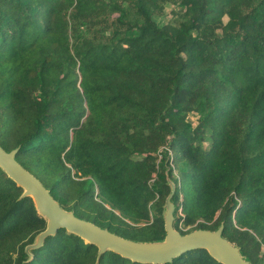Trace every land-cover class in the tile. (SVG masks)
Listing matches in <instances>:
<instances>
[{"label": "trees", "instance_id": "trees-1", "mask_svg": "<svg viewBox=\"0 0 264 264\" xmlns=\"http://www.w3.org/2000/svg\"><path fill=\"white\" fill-rule=\"evenodd\" d=\"M0 144L64 209L136 241L165 239L174 183L178 231L223 224L264 264V0H0ZM23 194L0 166V264H154L65 228L27 251L48 221Z\"/></svg>", "mask_w": 264, "mask_h": 264}, {"label": "water", "instance_id": "water-1", "mask_svg": "<svg viewBox=\"0 0 264 264\" xmlns=\"http://www.w3.org/2000/svg\"><path fill=\"white\" fill-rule=\"evenodd\" d=\"M18 150L16 148L7 151L0 144V166L24 189L23 196L33 198L39 213L48 221L46 230L38 235L34 244L27 247V251L41 247L48 236L65 228L69 233L77 234L86 242L97 245L99 258L110 250L133 261L164 264L172 262L190 250L204 248L222 264H252L243 256L238 246L224 237L223 224L217 230L196 229L187 234H182L174 227L176 219V207L173 202L176 189L174 183L171 184L172 191L165 205V239L152 242L136 241L124 238L107 228L83 219L74 211L64 209L42 181L17 160Z\"/></svg>", "mask_w": 264, "mask_h": 264}, {"label": "rangeland", "instance_id": "rangeland-1", "mask_svg": "<svg viewBox=\"0 0 264 264\" xmlns=\"http://www.w3.org/2000/svg\"><path fill=\"white\" fill-rule=\"evenodd\" d=\"M173 9H174L173 6L167 5L166 8H165V10H164V12L162 14H160V15H156L155 18L157 20L167 22L168 21V17L167 16L169 15V12L172 11ZM174 174L178 177L179 172H178V169L177 168H174ZM183 228L186 230L189 227H185L183 225Z\"/></svg>", "mask_w": 264, "mask_h": 264}, {"label": "built area", "instance_id": "built-area-1", "mask_svg": "<svg viewBox=\"0 0 264 264\" xmlns=\"http://www.w3.org/2000/svg\"><path fill=\"white\" fill-rule=\"evenodd\" d=\"M162 149H167V150H169L170 151V155H171V162L173 161V157H172V151L168 148V147H166V146H164ZM162 157V155L160 154V158ZM181 215L183 216V217H185V215L181 212ZM183 223V219H182V221H181V224ZM183 226V225H182ZM181 226V227H182ZM183 228V227H182ZM184 229V228H183Z\"/></svg>", "mask_w": 264, "mask_h": 264}]
</instances>
